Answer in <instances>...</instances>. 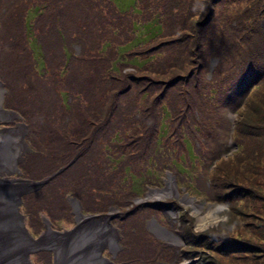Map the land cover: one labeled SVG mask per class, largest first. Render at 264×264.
<instances>
[{
    "label": "rangeland",
    "instance_id": "obj_1",
    "mask_svg": "<svg viewBox=\"0 0 264 264\" xmlns=\"http://www.w3.org/2000/svg\"><path fill=\"white\" fill-rule=\"evenodd\" d=\"M31 1V7L37 14L31 16L29 20L31 26L26 27L25 31L27 32V40L30 36L32 42L39 46L34 52L35 56L40 57L42 53V57H40L42 62L38 58L37 70L39 73L37 74L44 75L49 82H52V73L54 75L56 72L62 77V88L77 91L78 87L76 85L67 86V79L71 74L78 75L76 73L79 72L78 70L82 71L83 67L91 65L97 60L96 57L76 59L75 66L80 68L76 69L71 66L68 59L76 51L77 45L76 55H83V57L89 55V51L94 48L98 40L100 47L104 49L99 55L100 60L103 59V63L99 66L103 71L101 76L97 74L98 80H100L98 85H101V87L103 84L107 85L103 79L106 74L114 77L115 81L112 79V83H119L114 91L107 86L98 92L92 100L87 98L88 104L94 113V115L89 114L88 120L91 122V118L96 116V113L99 115L98 118H102L104 114L107 117L108 115L112 116L119 104L123 106L124 103L129 107L125 111L126 114L131 113L129 121L118 123L119 126L112 134L113 138L115 132L118 131L119 137L117 140L104 138L97 140V144L93 145L89 142V145H91L89 151L96 155L94 163L91 164L93 174L100 175L103 164L109 166V168L114 167V171L121 170V175L116 181L119 184L117 197L120 201H124L126 195L128 199H133V205L121 211L125 212L135 207L139 209L137 215L130 216L125 221H121L119 218L110 220L118 234L116 241L114 240L116 247L112 250L109 245H104L99 250L100 255L115 264L122 263V260L117 258L120 251L118 245L120 242H126V234H128L132 241V248L128 254L135 257L134 255L139 254V252L141 255L144 253L152 261L151 263L149 260L130 262L132 264H204L203 258L206 251L190 245L187 238L189 239L192 234L207 231H223L231 240L243 243V246L256 245L264 250V134H262L264 133V77L262 80L258 79V83L255 84L253 89L251 88L252 90L248 87L249 83L252 82L254 72H257V75L264 72V0H222L216 6H213V0H170L171 5L168 9H171L173 15L170 17L166 10L162 9L165 11L166 16L168 15V18H166L168 22L165 26L166 33L163 38L153 39L145 43L139 42L132 46L131 51L126 52V55H129L127 57L128 65L121 69L119 64L116 63L115 67L118 70L113 68V59L107 64V59L112 58L109 51L112 53L122 51L126 45L131 43V36L137 38L140 35V39H143L145 35H141L138 27L142 24V20L147 18V15L144 16L139 12H135L129 20H122L119 17L117 7L106 2L104 10L108 12L107 22L97 28L96 39L93 38L90 43L87 39L90 35H86L87 26L85 22L81 21L82 17L77 16V13L74 18L75 13L71 11L74 4H69L63 9L64 14L70 17L73 16L74 22L66 21L67 23L64 24L62 21V24H57L56 28L62 33L61 35L57 33L58 36L54 35L52 37L53 32L50 33V30H48L51 23L48 15L41 14L35 9L36 6L43 7L44 4H41L39 0ZM8 5L12 10L11 4L0 2V36H2L1 22L3 21L1 17L7 13L5 8ZM58 9L57 13L52 14L48 7L46 13H49L51 19L56 20V14H61V9ZM158 10L159 8L152 11L156 14ZM213 11L214 13L211 16ZM43 16L48 19L46 23H41ZM236 17L239 22L232 26L229 21L230 19L236 21ZM208 20H210L209 25L205 23L198 26V23H204ZM90 23V20L87 21V25L90 27L89 33L93 30L95 32V28L90 26ZM134 23H136V26H134ZM193 26H195V30L192 29ZM167 35L170 36L167 37ZM64 36L67 39L65 45L63 44ZM80 37H83V39L77 44L76 41ZM9 38L10 35H6V48L3 42L0 41V60L1 57L3 58L2 63H0V80L6 83L3 86L5 99L12 94L11 91L7 90V88L10 90L12 88V82L7 77H15V74H9L8 72L4 74L1 64H12L13 60L16 63L14 58L16 49H11L14 47L15 39L10 40ZM127 41H129L128 44ZM45 44L49 46L48 49ZM201 44L203 49L199 48ZM42 47L43 50H41ZM57 47L61 48L62 55ZM134 49H137V52H134ZM132 52L138 55H131ZM97 53H100L98 48ZM152 53L155 55L152 56L154 58L149 56ZM142 56L145 59L151 58V61L143 66L139 73H136L137 75L147 76L139 84L142 87L146 86V90L142 89L137 94L135 92L121 94V97H119L118 93L121 92V88L133 76L132 71L137 67L135 61L138 64V58ZM49 60H55L53 64L55 71H52ZM200 60L205 63L207 70L204 67L203 72L198 76ZM238 61H241L238 68L236 69V66L233 68V65ZM33 62L35 61L33 60ZM172 65L175 68H171ZM217 65H219L218 69ZM173 69H175V72L170 74L169 71ZM85 72L82 76L88 75L89 78L94 73L88 71V69ZM178 76H182L181 80L170 86ZM148 77L153 80H167V83L156 85ZM34 85L37 86L36 83ZM166 87L169 88L166 89ZM19 93L20 91L16 92V94ZM73 93L78 95L75 92ZM27 94H29L28 96L35 94L33 83ZM250 94H252L251 97ZM155 98L163 100L162 106L158 108L160 112L158 111L159 114L157 115L159 117L156 115L155 109L150 108L149 116L151 118L157 116V119L150 123L152 125L150 133L146 132L147 134H145L143 131L140 137L145 147L138 148L131 135L136 130L139 134V130H143L146 124L149 125L148 122L143 123L141 120L147 113L145 110L148 109L150 101ZM239 101H241V107L244 106L241 112L243 111L242 119L245 120L243 124L245 127L240 125L241 114L239 116L232 108ZM194 102L195 107L203 105L202 111L204 112L200 117H196L198 115L196 111L187 110L188 105ZM22 103V97L14 96L13 103L7 101L5 105L8 110H11ZM60 104L57 106L59 117L56 121L51 122L52 127L60 128L64 124V116L72 118L70 110H66L63 101ZM225 104L229 105L231 109L227 119L226 113L223 112L224 117H221L212 109L214 106ZM250 107L254 108L255 112H252L253 110ZM56 108L50 109L53 118L57 117ZM20 109L22 112L27 111L30 114L29 110L23 107H20ZM237 111L239 112V110ZM205 115L209 118H202ZM249 115H251V119L248 118ZM162 117H164L163 121L159 122L158 119ZM20 123L26 125L23 126V136H25L27 145L24 142L20 158L17 161V167H24L28 166L27 162L32 165L30 156L32 154L29 153L28 145V140L31 137L29 124L23 117L3 118L0 120V129L6 127L16 128ZM166 126V130H164ZM155 127H157V130ZM200 128L203 129L202 135L205 137V140L200 139L202 145L197 139ZM235 128L236 131L233 133L232 130ZM47 129L49 130L50 126H47ZM159 130L160 135H158ZM209 131L210 135L208 136ZM18 139L21 140L20 135ZM184 139L188 140L189 144L191 143V154L187 156H181L183 152L187 151L186 144L183 142ZM152 141L157 143L150 146ZM102 148L101 153L100 149ZM221 150L227 152L218 154ZM123 151L126 152L125 159L130 156L131 162H126L118 157V155H122ZM47 155L48 149H45L42 152V157ZM201 155L207 156L205 157L206 160H198ZM109 158H112V162L109 161ZM35 164V168L45 170L44 175L53 170L52 168L49 169L50 167L47 165L42 167L37 162ZM138 172L143 173V175L138 174ZM133 173L141 177H134ZM20 174L17 169L5 177L11 180H20L18 178L21 177ZM233 176L237 182L234 181ZM30 178L28 176L25 179L28 181V188L24 191L30 192L35 187L32 185L33 182ZM169 178L174 182L175 189L173 193L163 197L149 196L154 189L168 187L167 181ZM85 179L88 180L89 178L86 177ZM220 181L223 184L225 181L232 183L231 187L222 188ZM236 187H244L237 193L238 196L234 193ZM248 190L253 191L254 194H249ZM219 196H221V199L232 198V203L221 202ZM76 197H73V199ZM28 199L29 197L26 196L21 212L25 215V224L34 239L39 240L48 230L43 225V217L51 220L49 221L50 228L55 231L66 232L74 229L77 223L78 211L75 210L71 199L67 200L71 207V216L59 220H54L43 209H40L37 213L34 209H30ZM76 199L80 200L79 205L84 216L93 213L83 206L79 197ZM138 199L140 201H137ZM62 203L64 202L62 201ZM191 203L201 207L202 210H199V208L193 209ZM173 207L176 209V213L172 212ZM213 208H216L213 210L215 216L218 217L216 221L205 228L197 227V216ZM117 209L108 214L116 215L119 211ZM152 220L172 232L179 240H169L160 236L161 231L158 227H155V229L152 227L150 223ZM85 223L82 225V231H88L98 221L93 220ZM101 223V225L98 223L96 226L101 227L106 222L102 220ZM140 246H142V249ZM194 249L202 251V253L198 252L199 255L193 257L186 255L188 250ZM54 253L49 246V248L44 247L31 252L29 258L32 259L33 257L36 264H56ZM236 255L238 258L231 256L219 257L221 264H264V252H238ZM130 263L127 261V264Z\"/></svg>",
    "mask_w": 264,
    "mask_h": 264
},
{
    "label": "trees",
    "instance_id": "obj_2",
    "mask_svg": "<svg viewBox=\"0 0 264 264\" xmlns=\"http://www.w3.org/2000/svg\"><path fill=\"white\" fill-rule=\"evenodd\" d=\"M41 4H44L43 7L36 6L35 9H37L41 14L48 15V18L50 19V25L48 30H50V33L53 32V35H61V31L57 29V24H62V21L67 23L66 21L74 22V18L79 15L82 17L81 21L85 22L86 24V35H90L88 39V42L91 43V40L94 38L96 39V31L97 28L101 25H103L105 22H107V16L108 12L105 11V3L109 2L110 4H114L118 9L119 17L123 20H129L133 13L139 12L141 15L146 16L144 20H142V24L139 25V32L141 33L143 39H140V35L137 38H130L131 43L127 41L124 49L120 52L112 53L110 52V55L112 56L111 59H107V64L110 60H114L113 68L118 70V68L115 67L116 63L119 64L121 67H126L128 65L127 57L129 55H126L127 51H131V47L138 44L139 42L145 43L149 42L153 39H161L166 33V23L168 22L166 18H168V15L166 16V13L169 14L171 17L173 15V12H171V9H168L170 4V0H39ZM174 1V0H173ZM222 0H213V6L219 5ZM1 3L7 2V4L12 5V10H10V5H8L5 10L7 11V15L3 14L2 22H1V35L0 39L4 44V47L6 48V35H10V40L15 39L14 41V47L11 48L12 50L15 48V60L16 63L13 60L12 64H1V68L6 74L7 72L9 74H15V77H7L12 82V88L11 93L9 95V103H13L14 96L15 97H22L23 103L20 104V106H15L14 109L18 110L25 118V120L30 125V133L31 137L29 138V143L31 147L33 148V152L30 153L32 165L30 162L28 163V166H24L23 171L24 175L30 176L33 179L41 178L42 175H44V171L39 168H35L36 166L35 162L39 163L42 167L48 166L49 169H53L52 171L58 170L61 167H66L65 170H63L61 173H59L50 183L43 186L40 190L37 192L29 194L27 197H29V208L34 209V211L37 213L40 209H43L46 211L54 220H59L63 217L67 218L71 216V207L69 205V202L67 201V196L69 194L75 195L79 197L82 201L83 206L88 208V211L90 212H107L109 209L113 207L120 208L121 210L127 207H131L133 204V199H128L127 195L125 197L124 201H120L117 197V188L119 187V184H117V179L121 175L120 171H114L111 166L103 164L101 174L98 176L94 175L92 172V166L91 164L94 163L96 159V155L93 154L90 150L91 145H89V142L93 144H97V140H101L104 138H111V140H117L119 137L118 131L115 132L114 137L112 138V134L116 130V128L119 126L118 123H124L126 121H129L130 114H126V110L129 109L128 106L123 104V106H119L115 109L112 116L108 115L104 116L102 118H98L99 115L96 113V116L91 118V122H89L88 117L89 114L94 115L93 111L91 110L88 99L92 100L98 92L102 91V89L111 87L112 91L115 90L116 85L119 83H112V79L114 78L112 75L106 74L104 76V82L107 83L99 86L98 83L100 80H98L97 74L101 76L103 69L100 68V64L103 63V59L99 56L104 49L100 47V42L97 40L96 45L92 50L89 51V55H76V53H72V55L69 57L68 53L66 52V55L69 57V62L72 67L76 69L78 66H75L76 59H83L85 57H96V62L93 64L83 67L82 71L78 70L79 72H76L78 75L71 74L69 78L67 79V86H70L72 84L76 85L78 87L77 91H72L73 89L66 90L62 88V77L60 74L53 75L52 73V82H49V80L44 75H39L37 73V66L35 65V62L32 61L33 58V50L31 52V37L29 36V40H27V32L25 31L26 27L28 28L30 25V18L32 15H35L37 13L34 12V9L31 7V0H0ZM69 4H74L72 7V12L75 13L74 18L73 16L70 17L66 14H64L63 9L68 6ZM50 8L52 14L55 12L57 13L59 11L58 8H60L61 14H56L57 19H51L49 13H46L47 8ZM54 8V9H53ZM158 13L155 14L154 9H158ZM58 9V10H57ZM166 10L165 11L163 10ZM169 11V12H168ZM214 13V11L211 13ZM6 15V16H5ZM152 15V16H151ZM123 16V17H122ZM91 21V25L94 30L90 32V27L87 25V21ZM210 19V17H209ZM47 17L43 16L41 19V23L47 22ZM59 20V22H58ZM210 20L204 23H198V26L201 24H208ZM239 22L238 18L236 17V21H232L230 19L229 23L233 26V24H237ZM134 26H136V23H134ZM192 29L195 30V26L192 27ZM57 30H59L57 32ZM190 30V29H189ZM57 35V36H58ZM170 35H167V37ZM249 36V35H248ZM64 39V45L67 42L66 37H63ZM62 39V42H63ZM83 37H80L76 42L79 44ZM129 39V38H128ZM85 42H87L85 40ZM34 45L35 43L32 42ZM61 44V43H59ZM46 48L48 49L49 46L47 44ZM81 46V45H80ZM59 51H61L60 47H57ZM100 50V53H97ZM199 48L203 49V46ZM237 48V46H236ZM70 50V49H69ZM85 50L88 52L87 48L85 47ZM153 51V50H151ZM134 52H137V49H134ZM62 55V51H61ZM131 55H138L135 53H131ZM151 58H154L152 56H155L154 53L149 55ZM261 56V55H259ZM258 56V57H259ZM145 59L143 56L141 58H138V64L137 61H135V66L137 67L132 71L133 76L129 78L128 85L125 84L121 88V92L118 93L119 97H121V94H131L135 92L136 94L138 91H142V89L146 90V86L142 87L140 84V81H144V78L146 79L147 76H141L137 75L136 73H139L143 66H146L148 62L151 61V58ZM201 57V56H200ZM198 57V58H200ZM220 57V56H218ZM156 58V57H155ZM221 58V57H220ZM2 57L0 60V63H2ZM35 61V59H33ZM55 60L50 61L49 65L51 66L52 71L54 70V64ZM199 62V61H198ZM195 62V63H198ZM199 64V74L198 76L203 72V68L205 67V63L200 60ZM241 61H238L236 64L233 65V68H238V65ZM256 63V60H255ZM152 64V63H151ZM257 65V64H256ZM217 65V69H218ZM171 68H175L173 65ZM207 70V67H205ZM88 69L90 72H94L92 76L89 78V76H82L83 73H86L85 71ZM58 70V69H56ZM155 71V70H154ZM236 71L235 69L233 70ZM175 72V69L169 71L170 74H173ZM75 73V72H74ZM168 73V74H169ZM75 76V78H74ZM175 77V76H174ZM182 76H178L174 79V83H171L170 86L177 83L181 80ZM264 77V72L257 75V72H254V76H252V82L249 83L248 87L253 89L255 87V84H257L258 79L262 80ZM149 80L153 81L156 85H164L167 83V80H153L152 78L148 77ZM98 80V81H97ZM102 80V79H101ZM114 80V79H113ZM115 81V80H114ZM255 82V83H254ZM33 83V88L35 90V94H29V87H31ZM36 83L37 86L34 85ZM151 83V82H150ZM254 85L253 87H251ZM169 86V87H170ZM169 87H166L169 88ZM165 88V87H164ZM251 89V90H252ZM117 90V89H116ZM17 91H20L19 94H16ZM111 91V92H112ZM73 92L77 93L78 95H75ZM115 93V92H114ZM74 94V95H73ZM252 94H250L251 97ZM87 96V97H86ZM88 98V99H87ZM63 101V105L65 106L66 110H70V115L72 118H66L64 116V124L59 127H52V123L58 119L59 112L58 107L60 102ZM120 102V99H119ZM163 100L160 98H155L153 101H150V105L147 111V113L144 115V118H142V122L145 123L148 122L149 125L146 124V127L143 130H139V134H137V130L132 133V137L135 140V143H137V147H145L141 142V136L143 134V131L145 134L146 132L150 133V128L152 125L150 123L157 119L158 108L162 106ZM198 102V101H196ZM230 103V102H229ZM161 104V105H160ZM193 104V105H192ZM189 104L187 107V110H193L196 111L198 115L196 117H200L201 114H203V105L195 107V102ZM71 106V107H70ZM20 107H23L30 111V114L27 111H23L20 109ZM33 107L32 109H30ZM57 107V108H56ZM244 107V106H243ZM241 101L236 102L235 105L232 107L236 113L241 114L240 118V125L241 127H245L244 121L242 119L243 111L241 112ZM56 108V114L57 117L53 118L52 114L50 113V109ZM150 108L155 109L156 118H151L150 115ZM252 109V107H250ZM215 110L218 115L221 117L223 116V112L226 113V119L229 114L230 106L229 105H222V106H214L212 108ZM250 109V111H251ZM157 110V112H156ZM239 110V112L237 111ZM252 112H255V109H252ZM108 111V109H106ZM105 111V112H106ZM25 112V113H24ZM160 112V111H159ZM245 112V111H244ZM54 113V111H53ZM220 113V114H219ZM117 115V117H116ZM155 115V114H154ZM159 117V116H158ZM202 118H209L206 115ZM249 119H251V115L248 116ZM95 119V120H94ZM140 119V118H139ZM164 117L159 118V122H162ZM49 120V122H47ZM144 120V121H143ZM40 123L41 126H40ZM46 123V124H45ZM47 126H50V129H47ZM125 126V125H124ZM156 126V125H155ZM157 130V127H155ZM167 126L164 127V130H166ZM236 128L232 130L233 133H235ZM199 135L197 139L199 140L200 144L202 145L200 139L202 138L205 140V137L202 135L203 129L200 128ZM80 134V135H79ZM162 134H164L162 132ZM264 134V133H262ZM158 135H160V130L158 132ZM210 135V131L208 132V136ZM252 135V134H251ZM82 137V138H81ZM97 137V139H96ZM81 138V139H80ZM80 139V142H79ZM106 139V140H107ZM153 139V138H152ZM44 142V144H43ZM47 142V143H46ZM183 142L186 144V152H183V155H190L191 148L188 140H183ZM154 143H157L156 141H152L150 146H153ZM124 144V143H123ZM122 144V145H123ZM202 147V146H201ZM48 149V155L45 157H42V152ZM101 153L103 151V148L100 149ZM227 151L221 150L218 152V154H223ZM161 153V152H160ZM134 154V153H133ZM133 156V155H132ZM118 157L120 159L125 160L126 162L130 161V156L128 159H125L126 152L123 151L122 155ZM205 155L199 156V159H205ZM182 158V157H181ZM215 159V158H214ZM122 160V161H123ZM109 161L112 162V158H109ZM133 161V160H132ZM123 164L125 162L123 161ZM123 167V166H122ZM46 169V170H49ZM218 169V168H217ZM91 170V171H90ZM113 170V171H112ZM51 171V172H52ZM138 174L143 175V173L138 172ZM138 174H134V177H137ZM89 178L86 180L85 178ZM98 177V178H97ZM141 176H138L137 178H140ZM233 179L235 182L234 176ZM229 181V180H228ZM222 188L231 187L230 182L225 181L224 184L222 181L219 182ZM244 189V187H236L234 189V193L238 196V192ZM249 194L253 195V191H247ZM132 194V193H130ZM233 194V193H232ZM135 195V194H133ZM221 196H219L220 198ZM62 201L64 203H62ZM221 202L224 203H232V198H220ZM138 207H135L133 209H129L125 212L124 215H120L119 219L121 221L127 220L130 216L137 215L138 213ZM124 225V224H123ZM125 226V225H124ZM126 242L123 243V251L126 253L128 250H130L131 247V239L129 238V235L126 234ZM187 241L190 245L195 246V248H202L206 251L204 254L203 261L204 264H221V258H224L225 256H231V257H237L238 252H264L262 248L258 246H243V243L241 244L238 241L231 240L229 236L224 233L223 231H207L204 233H196L195 235L189 236V239L187 238ZM134 242V241H133ZM142 249V246H140ZM136 248V247H135ZM122 251V252H123ZM208 251V253H207ZM202 253V251H196L194 250H188L186 252V255L189 257L198 256L197 253ZM216 257H215V256ZM130 255L124 256L129 257ZM143 260H151L147 255L144 253L142 254V257H137V261L143 262Z\"/></svg>",
    "mask_w": 264,
    "mask_h": 264
},
{
    "label": "bare ground",
    "instance_id": "obj_3",
    "mask_svg": "<svg viewBox=\"0 0 264 264\" xmlns=\"http://www.w3.org/2000/svg\"><path fill=\"white\" fill-rule=\"evenodd\" d=\"M3 98L4 89L0 82V120L15 116L13 112L3 108ZM23 131V125L13 130L0 129V264H36L33 257L34 261L29 258V254L40 246H48L47 248L50 246L53 249L56 264H111V261L101 256L99 252L104 245H109L112 250L116 247L114 240L116 241L117 231L107 221L101 227H97L98 223L102 224L101 220L97 219L98 223L88 231H82L81 225L77 231H66V233L56 234L48 229L39 240L34 239L27 229L24 216L19 212L18 195L28 188V182L5 177L18 169L17 161L24 146ZM18 133L21 137L20 141ZM167 184L168 187L152 190L149 196L170 195L175 189L174 182L169 178ZM191 204L193 209H201L194 203ZM215 209L207 210L197 216V227L205 228L212 225L218 218L213 213ZM172 212L177 211L173 208ZM79 216V220H83L81 212ZM150 223L154 229L157 227L156 221Z\"/></svg>",
    "mask_w": 264,
    "mask_h": 264
},
{
    "label": "water",
    "instance_id": "obj_4",
    "mask_svg": "<svg viewBox=\"0 0 264 264\" xmlns=\"http://www.w3.org/2000/svg\"><path fill=\"white\" fill-rule=\"evenodd\" d=\"M174 208V207H173ZM154 221V220H153ZM156 226L160 229H158L159 231H161L160 232V236H162V237H164V238H167V239H169V240H172V239H174L175 241H177V240H179V238L176 236V235H174L172 232H170V231H168L167 229H165V228H163V227H161V226H159L157 223H156ZM156 229V230H157ZM69 232H71V231H69ZM157 232V231H156ZM159 233V232H158ZM163 234V235H162Z\"/></svg>",
    "mask_w": 264,
    "mask_h": 264
}]
</instances>
